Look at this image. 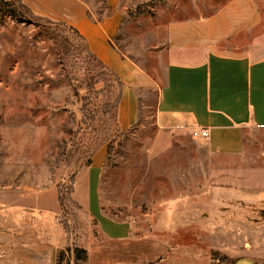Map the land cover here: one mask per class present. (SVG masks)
<instances>
[{
	"label": "rangeland",
	"instance_id": "1",
	"mask_svg": "<svg viewBox=\"0 0 264 264\" xmlns=\"http://www.w3.org/2000/svg\"><path fill=\"white\" fill-rule=\"evenodd\" d=\"M80 1L96 22L120 11L98 47L161 82L171 29L229 0ZM254 2L262 20L234 50L251 45L259 58L264 0ZM72 27L24 0H0V264H264V128L247 129L236 155L209 152L192 128L155 144L157 94L144 89L137 119L121 131L122 74ZM101 149L99 206L129 224L121 238L108 237L85 209V188L78 193ZM75 246L85 261L70 256Z\"/></svg>",
	"mask_w": 264,
	"mask_h": 264
},
{
	"label": "crops",
	"instance_id": "2",
	"mask_svg": "<svg viewBox=\"0 0 264 264\" xmlns=\"http://www.w3.org/2000/svg\"><path fill=\"white\" fill-rule=\"evenodd\" d=\"M37 14L65 20L79 30L89 48L122 74L123 88L116 118L121 131L129 129L139 114L138 90L156 91L155 112L158 131L155 140L171 141L175 133L191 128H208L200 140L213 154H240L247 129L264 128V57L252 58L253 48L236 51L246 30L256 29L262 12L254 0H229L222 9L182 22L171 29L169 61L163 81L116 50L97 45V37L109 41L117 30L122 13L114 10L102 21H92L80 0H24ZM112 27L111 30L107 28ZM240 38V39H238ZM109 43V42H108ZM227 45V48H221ZM120 59V63H117ZM137 91V93H136ZM171 131L163 133L164 128ZM106 150H99L78 179V193L85 188L86 211L98 220L108 237L121 238L129 224L107 217L99 206V185ZM50 210L56 211V203Z\"/></svg>",
	"mask_w": 264,
	"mask_h": 264
},
{
	"label": "trees",
	"instance_id": "3",
	"mask_svg": "<svg viewBox=\"0 0 264 264\" xmlns=\"http://www.w3.org/2000/svg\"><path fill=\"white\" fill-rule=\"evenodd\" d=\"M109 13H110V11H109ZM109 13H107V15H105L104 17H107V16H109L110 14ZM88 16H89V18L93 21L94 19L92 18V16L90 15V14H88ZM103 17V18H104ZM102 18V19H103ZM102 19L100 20V21H102ZM95 20H97V19H95ZM72 29L73 30H75V32L79 35V36H81V37H83L82 36V34L78 31V29L77 28H75V27H72ZM59 202H60V208H61V210H62V212L63 211H65V209H64V207H63V203H62V200L60 199V197H59ZM103 210V209H102ZM105 213V212H104ZM106 214V213H105ZM107 215V214H106ZM108 216V215H107ZM109 217H111L112 219H114L112 216H109ZM93 218V217H92ZM95 220V219H94ZM116 220V219H115ZM96 221V220H95ZM96 223H97V221H96ZM64 254V252L63 251H61L60 250V252H59V256L60 255H63ZM73 256V258H75V260H80V261H85L86 260V258H87V254H86V250L84 249V248H82V247H78V246H75L74 248H72V249H70V256ZM59 256H58V259H59ZM62 259V258H61ZM60 262V261H59ZM66 263L68 264V261H66Z\"/></svg>",
	"mask_w": 264,
	"mask_h": 264
},
{
	"label": "built area",
	"instance_id": "4",
	"mask_svg": "<svg viewBox=\"0 0 264 264\" xmlns=\"http://www.w3.org/2000/svg\"><path fill=\"white\" fill-rule=\"evenodd\" d=\"M191 133H193L194 136H198L199 138H207L209 135V130L207 128H194L192 129Z\"/></svg>",
	"mask_w": 264,
	"mask_h": 264
},
{
	"label": "water",
	"instance_id": "5",
	"mask_svg": "<svg viewBox=\"0 0 264 264\" xmlns=\"http://www.w3.org/2000/svg\"><path fill=\"white\" fill-rule=\"evenodd\" d=\"M244 261L248 262L249 264H253V262L249 259L241 258L235 264H242Z\"/></svg>",
	"mask_w": 264,
	"mask_h": 264
},
{
	"label": "bare ground",
	"instance_id": "6",
	"mask_svg": "<svg viewBox=\"0 0 264 264\" xmlns=\"http://www.w3.org/2000/svg\"><path fill=\"white\" fill-rule=\"evenodd\" d=\"M242 264H249L248 262L244 261Z\"/></svg>",
	"mask_w": 264,
	"mask_h": 264
}]
</instances>
